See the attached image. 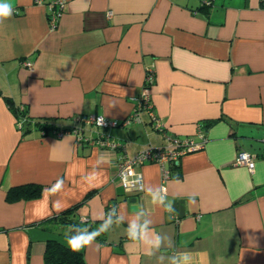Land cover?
I'll list each match as a JSON object with an SVG mask.
<instances>
[{
  "label": "crops",
  "instance_id": "crops-1",
  "mask_svg": "<svg viewBox=\"0 0 264 264\" xmlns=\"http://www.w3.org/2000/svg\"><path fill=\"white\" fill-rule=\"evenodd\" d=\"M203 2L64 0L49 29L44 5L13 0V15L0 25V264H43L47 240L67 247L69 236L39 225L58 214L50 200L64 210L78 205L76 216L91 223L104 220L114 204L108 232L79 251L85 264H185L186 252L192 264H264V4ZM148 67L155 72L149 96L163 132L187 138L201 128L206 142L166 164V178L157 164L140 165L143 191L131 195L119 183L118 163L148 146L162 147V132L146 112L141 124L106 130L74 118L121 122L136 108ZM6 98L24 107L32 123L53 126L43 134L33 124L19 129ZM71 127L86 139L104 133L121 148L57 137V130ZM239 151L254 155L252 171L235 163ZM61 179V190L42 195ZM28 184L41 186L39 196L7 199L9 189ZM161 186L172 214L152 202L149 189ZM138 212L144 215L137 218ZM136 219L151 221L148 239L159 234V249L127 238Z\"/></svg>",
  "mask_w": 264,
  "mask_h": 264
},
{
  "label": "built area",
  "instance_id": "built-area-1",
  "mask_svg": "<svg viewBox=\"0 0 264 264\" xmlns=\"http://www.w3.org/2000/svg\"><path fill=\"white\" fill-rule=\"evenodd\" d=\"M35 4L44 5L47 9V20L49 29H54L57 25L58 19L62 12V7L64 5V0H49L45 2L44 0H33ZM211 0H204L203 4L206 6L210 5ZM264 2V0H261ZM24 66L27 68L32 67L31 61H25ZM155 72L153 67H148L145 69L144 77V90L136 98V108L133 112L123 119L121 122L111 121L104 118L103 124L97 123V119L103 116L94 115H78L74 118L75 122L80 125H90L97 128H102L104 130L113 128L116 126H127L130 123L141 124L142 119L140 112H146L147 116L152 121L154 129L161 131L165 143L162 147H152L148 146L143 150L139 151L132 157H124L120 160L117 166L116 175L118 177L119 183L122 186L125 193L135 195L143 191V178L142 174L137 170V168L146 163H155L162 169V177H168V170L164 167L168 163H177L181 157L186 154L199 151L204 148L206 138L201 128L198 129L195 137L179 138L173 135H168L163 132V125L160 120L155 116L153 111V106L150 101L149 88L154 82ZM24 108V107H23ZM22 106L20 110L23 109ZM22 119L16 121L18 127L22 126ZM80 128L71 127L63 128L57 130L55 133L58 138L63 137L66 134H72L75 136L78 142L89 141L92 145H98L100 147H108L112 150H117L121 148V144L110 141L109 137L104 133H99L98 137L95 139L83 138L80 134ZM43 134V132H41ZM147 150V151H145ZM235 163L238 165L245 166L249 171L254 169V155L246 151H239ZM83 221L87 219H81Z\"/></svg>",
  "mask_w": 264,
  "mask_h": 264
},
{
  "label": "trees",
  "instance_id": "trees-1",
  "mask_svg": "<svg viewBox=\"0 0 264 264\" xmlns=\"http://www.w3.org/2000/svg\"><path fill=\"white\" fill-rule=\"evenodd\" d=\"M264 4V2H262ZM8 108L14 114L16 120L22 119V126L18 127L19 129H23L24 126L33 124L35 128L41 130V132L46 131L53 125L49 121H36L32 123V120L29 119L28 113L25 108L20 110V105L14 106L12 101L8 98L5 99ZM214 121H210L207 123V126L211 125ZM28 129L23 131V133L27 132ZM44 133V132H43ZM41 191V186L36 184H28L23 186L13 187L8 190L7 199H17V198H33L39 196ZM92 193H88L85 197L84 201L89 198ZM78 205H74L52 217L42 221L39 225L44 229H54L60 231L61 233L71 237L75 234L83 232L85 228L89 230L97 229L98 226L103 223V221L109 216H113V203H109L106 207V216L104 220L97 222H90L89 220H81L76 216V209ZM54 227H52V226ZM104 234V233H103ZM103 234L98 236L96 239H102ZM43 264H85L83 259V255L79 251H72L68 247L64 246L60 242L56 240H47L45 243V251L43 256Z\"/></svg>",
  "mask_w": 264,
  "mask_h": 264
},
{
  "label": "clouds",
  "instance_id": "clouds-1",
  "mask_svg": "<svg viewBox=\"0 0 264 264\" xmlns=\"http://www.w3.org/2000/svg\"><path fill=\"white\" fill-rule=\"evenodd\" d=\"M15 11L13 0H0V25H3L5 21L9 20L11 16L13 15ZM97 123L100 124V126L103 124L104 117H99L97 120ZM147 151V150H145ZM89 182H93L96 179V174L93 172L89 177H87ZM64 186V181L61 179L57 181L54 185H52L50 188H44L42 190V195L44 196L45 192H52L55 193L59 190H61ZM149 193L151 195L152 202L155 204H160L164 207V210L167 211L169 214L174 213L175 209L173 206L172 201L165 202L167 197L165 193V189L163 186H161L157 191H151L149 189ZM165 193V194H162ZM52 206L56 210L57 213L63 211L64 209L61 206V202L59 201H51ZM190 204H195V198L190 197L189 198ZM143 212L136 213L137 218L143 216ZM120 223H123V218H118ZM151 221L145 220L143 223H140L138 219L133 220L130 222L126 229V235L127 238L130 241H137V240H143L147 242L151 248L159 249L162 246L163 239L159 234H155L152 239H148V232H149V224ZM113 224L112 216L109 215L103 223H101L97 229L89 230L88 228H85L83 232H80L78 234H75L71 236L70 238H65V243L67 247H69L72 251H80L85 247L93 245V243L96 241V238L100 236L103 233L108 232L110 227ZM151 254V253H149ZM182 259L185 262V264H192V254L190 253H184L182 255Z\"/></svg>",
  "mask_w": 264,
  "mask_h": 264
},
{
  "label": "water",
  "instance_id": "water-1",
  "mask_svg": "<svg viewBox=\"0 0 264 264\" xmlns=\"http://www.w3.org/2000/svg\"><path fill=\"white\" fill-rule=\"evenodd\" d=\"M128 201H129V203H130V208L132 209V210H136V205H135V198H129L128 199Z\"/></svg>",
  "mask_w": 264,
  "mask_h": 264
}]
</instances>
